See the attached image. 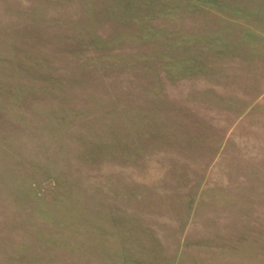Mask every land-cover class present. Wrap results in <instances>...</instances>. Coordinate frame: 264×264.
<instances>
[{"label": "rangeland", "instance_id": "rangeland-1", "mask_svg": "<svg viewBox=\"0 0 264 264\" xmlns=\"http://www.w3.org/2000/svg\"><path fill=\"white\" fill-rule=\"evenodd\" d=\"M264 0H0V264H264Z\"/></svg>", "mask_w": 264, "mask_h": 264}, {"label": "crops", "instance_id": "crops-1", "mask_svg": "<svg viewBox=\"0 0 264 264\" xmlns=\"http://www.w3.org/2000/svg\"><path fill=\"white\" fill-rule=\"evenodd\" d=\"M261 49H263V50H261V51L264 53V46H263Z\"/></svg>", "mask_w": 264, "mask_h": 264}]
</instances>
